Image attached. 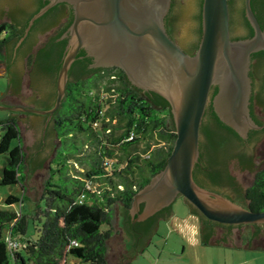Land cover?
I'll return each mask as SVG.
<instances>
[{
  "label": "trees",
  "instance_id": "trees-1",
  "mask_svg": "<svg viewBox=\"0 0 264 264\" xmlns=\"http://www.w3.org/2000/svg\"><path fill=\"white\" fill-rule=\"evenodd\" d=\"M47 2L31 0V12L21 17L17 12L22 7L15 10L17 6L8 12V19L0 23V31L4 33L0 39V54L5 60L9 61L13 49L25 42L30 18ZM202 2L199 0L195 15V32L199 39ZM251 4L264 29V0H251ZM55 7L51 6L37 17L29 29ZM229 9L232 31L237 23L245 20L244 0H229ZM180 15L181 10L173 0L166 15L168 32L173 33ZM246 22L245 29L250 36L253 28ZM58 35L52 36L48 42L50 45L59 43L62 51L65 42L64 39L57 41ZM53 48L49 47L44 53L42 63L53 59ZM185 48L191 50L194 46ZM80 53L69 69L72 72L77 67V72L72 80H68L61 105L52 114L53 130L61 146L49 166L51 173L40 198L42 203L39 202L38 209L33 211L29 208L28 212L23 211L24 204H20L22 211L18 219L16 211L0 210V264H11V260L15 264H71L74 259L78 264H109L107 247L116 232L118 217L131 241V247L128 248L135 253L142 251L148 243L144 241L145 230L149 241L161 215H169L173 211V205H169L142 221H134L130 214L135 192L165 167L173 148L177 134L169 101L156 91L134 85L120 67H87L90 58L84 57V49ZM261 53L264 54V50ZM64 55L58 57L57 65L56 62L48 65L52 75L60 70ZM31 59L30 56L29 63ZM216 91L215 86L213 94ZM0 125V153L5 154L0 184L20 183L24 188L26 153L18 117L13 114L4 117L0 119ZM257 132L252 130L250 136ZM201 133L200 155L193 177L199 185L208 188L219 182V172L210 170V166L223 165L225 160L233 157L235 154L228 151L230 143L243 142L244 138L218 117L212 102L206 108ZM142 140H145L147 147L140 152L137 148ZM150 141L156 143L154 148H150ZM160 142L161 145L158 144ZM89 146L90 149L87 148ZM69 157L87 162L88 169L81 175H68ZM243 161L244 164L249 163ZM6 201L11 204L22 202L25 196L10 194ZM185 201L192 213L199 217L203 244H228L236 238L244 247L264 249V244L260 245L264 223H221L209 219ZM242 201L240 204L253 210L264 209V166L255 171L254 179L245 189ZM143 206L141 203V208ZM29 217L37 219L39 223L35 236L27 233ZM221 226L229 228L228 231L216 235ZM246 226L250 229L241 230ZM7 227L8 234L5 233ZM234 228L240 232L239 238L233 237ZM136 239L142 241L138 247L134 245ZM73 240H77L78 245L73 244ZM10 241L16 245H10Z\"/></svg>",
  "mask_w": 264,
  "mask_h": 264
},
{
  "label": "water",
  "instance_id": "water-1",
  "mask_svg": "<svg viewBox=\"0 0 264 264\" xmlns=\"http://www.w3.org/2000/svg\"><path fill=\"white\" fill-rule=\"evenodd\" d=\"M172 1L48 0L32 15L26 32L37 17L58 2H68L74 9V18L64 34L68 37L67 50L58 73L53 106L43 109L10 105L35 102L26 77L18 96L8 82L7 91L0 100V110L18 113L27 159L24 182L28 185L32 171L43 170L44 161L59 145L53 130L44 129L43 114L51 117L61 105L71 64L78 51L84 49L93 58L94 66L122 68L134 85L158 92L171 105L177 136L165 167L135 192L130 207L134 221L147 219L181 197L211 220L226 224L264 223V209L246 207L199 185L193 177L200 155L201 125L210 102L218 117L242 138H247L250 129L263 127L251 115L252 78L249 72L252 53L264 50V29L251 0H244V7L253 34L238 38L233 36L230 27L229 0H203L201 36L195 53L190 54L168 32L166 15ZM0 4L11 9L18 6L17 10L19 6L31 7V0H0ZM7 19L0 11V23ZM215 86L217 91L213 94ZM41 89L48 91L49 82L43 83ZM263 137L264 132H261L246 142L230 143V153L247 155L251 159L243 164L231 157L229 166L233 174L232 160H237L241 169L254 170L260 164L262 159L255 157V147ZM247 156L243 160L248 161ZM234 176L241 188L246 189ZM225 191L234 194L229 189ZM188 209L191 215H196L189 205ZM117 219L116 232L107 247L108 263L130 264L140 251L132 253L128 248L129 237L120 225V218ZM159 219H164L169 228L176 229L186 240L197 231L174 221L173 211Z\"/></svg>",
  "mask_w": 264,
  "mask_h": 264
},
{
  "label": "rangeland",
  "instance_id": "rangeland-1",
  "mask_svg": "<svg viewBox=\"0 0 264 264\" xmlns=\"http://www.w3.org/2000/svg\"><path fill=\"white\" fill-rule=\"evenodd\" d=\"M181 15L179 17L177 26L174 28V35L184 45L190 46L192 42L197 39L195 28L197 25L195 15L198 11L199 0H175ZM245 32V28L237 23L232 30V34L240 35ZM4 33L0 31V39L3 38ZM1 59V55H0ZM8 88V77L0 74V100L5 95ZM15 115L17 118L18 113L14 111L0 110V119L9 115ZM116 120H113L115 122ZM20 127V121L18 120ZM21 130V129H20ZM2 128L0 125V134ZM54 135L59 140V145L55 151L44 161V168L41 172L32 171L28 185L24 184V188L21 184L3 185L0 184V210H14L16 211L18 219L21 216L20 204H24L23 211L28 212L29 208L33 211L38 209L40 198L44 189V185L48 180L51 170L49 168L52 160L58 154L60 145V139L53 130ZM16 141H13L15 144ZM150 148H154L156 143L150 141ZM161 145L162 143H158ZM147 144L145 140H142L138 144L140 152L146 149ZM88 149L91 146L87 147ZM26 153V152H25ZM85 153V152H84ZM87 153V151H86ZM81 156V155H80ZM255 157L264 159V137L257 141L255 147ZM27 160V159H26ZM25 160V166H26ZM5 163V154L0 153V176L1 169ZM68 175H81L88 169V164L85 161H75L73 157H69L68 161ZM261 163L254 169H241V166L237 160L231 161V167L234 174L242 182L245 188L251 185L255 171L259 168ZM261 167V166H260ZM22 170V169H21ZM26 171V167H25ZM25 171L23 172L25 175ZM25 176L23 177V179ZM14 194L19 197L25 196V201L8 203L6 198ZM43 205V204H42ZM173 208L175 217L180 220H187L188 204L181 198L178 197L173 202ZM15 222L12 221L10 226ZM159 226L157 231L154 232L151 242L147 243L142 251H140L131 261L130 264H264V249L260 247H244L239 239H234L227 243L219 244H197L191 245V237L186 240L179 236L176 229L169 228L168 223L164 219L158 220ZM36 224V225H35ZM39 225L37 219L28 218L27 233L28 235L35 236L36 226ZM250 229L249 226L243 227L241 230ZM233 237H236L238 232L237 228L233 229ZM9 232V227L6 228V234ZM260 245L264 244V233L261 235ZM71 264H78L75 259L70 262ZM11 264H15L11 260Z\"/></svg>",
  "mask_w": 264,
  "mask_h": 264
},
{
  "label": "flooded vegetation",
  "instance_id": "flooded-vegetation-1",
  "mask_svg": "<svg viewBox=\"0 0 264 264\" xmlns=\"http://www.w3.org/2000/svg\"><path fill=\"white\" fill-rule=\"evenodd\" d=\"M54 6L55 9L50 11L44 18L39 20L34 27L29 29L27 33L25 34V40L24 43H22L19 46H16L13 51L11 52V57L9 61L5 60L4 56L1 55L0 59V74L6 75L8 77V82L10 85V88H12L13 93L18 96L21 93L22 90V84L24 81V78H27L28 85L33 90V99L35 102L31 104H24V103H11L10 105H20L25 107H35V108H49L52 107L53 101L55 100L57 96V78H58V72H56V75H52L50 73V68L48 65H51L52 63L56 62V65L59 63L58 57H62L67 50V43H68V37L64 36L66 33L69 25L71 24L73 18H74V9L71 4L68 2H58ZM245 9V7H244ZM12 10L10 7H8L5 4H0V11L6 15L8 18V12ZM29 7L27 5L22 6V9L18 11V16H24L29 11ZM245 14V10H244ZM17 15V14H16ZM245 20L240 23L244 28H246L245 25H247L246 15L244 16ZM63 30V31H60ZM60 35H58V33ZM171 37L178 43L180 46L187 51L190 54L195 53L197 47H198V39L199 36L196 32L197 39L191 43V45L194 46L191 50H187L185 47L186 45L182 44L174 35V33L169 32ZM58 35L56 40H63L64 39V46L62 51L59 47V43H53V45H50V38L52 36ZM240 36H248V32L245 29V32L240 34ZM49 47H55L52 49L51 53L53 55V59H49V61H44L42 63V56L44 53L48 50ZM82 49L78 51V54L80 53ZM85 51V50H84ZM262 50L256 51L252 53L251 56V68H250V76L252 78V93H251V101H250V111L252 117L255 119L256 122L259 124H263V127L260 129H250L248 132L247 138H244L243 142L248 141L253 136L257 135L258 133L264 132V54L261 53ZM6 54V52L4 51ZM63 54V55H62ZM77 54V55H78ZM81 54V53H80ZM31 56V62L29 63V57ZM83 57V54L81 55ZM84 57L90 58L88 60L87 67L89 68H99L101 66H94L93 65V58L86 54ZM76 59V58H75ZM75 61V60H74ZM73 61V62H74ZM21 63H23V66H21ZM72 66V64H71ZM71 68V67H70ZM77 67H74L72 72H69V78L68 80H72L75 72H77ZM76 70V71H75ZM49 82V90L43 91L41 89V86L43 83ZM33 113V112H32ZM259 114H262L263 117L259 116ZM45 116L44 118V129H52L53 130V122L51 121L52 116L48 117V114H43ZM205 118V116H204ZM213 125V124H212ZM252 130H258L257 133H255L253 136H250ZM203 138V135L201 133V140ZM243 144V143H242ZM247 156V155H245ZM244 155L238 156L234 155L233 157H236L237 160L240 163L244 164V161L242 158L245 157ZM248 162L251 161V159L247 156ZM261 167L264 166V159L260 161ZM259 166L258 169L261 167ZM210 170L217 171L219 174V182L215 183V185L208 187V189L220 193L222 195H225L226 197H229L230 199H233L236 202L242 203L245 189H242L241 186L238 184L234 174L231 171V168L229 166V160H225V162L222 164H214L210 166ZM230 176V178L228 177ZM225 189H229L234 194L232 195L230 192L225 191ZM229 228L225 226H221L216 231V235H222L223 233H226ZM144 232V231H143ZM145 240L148 242L147 238V232L145 230L144 232ZM234 233V231H233ZM239 231L236 234V237L239 238ZM131 242V241H130ZM129 242V243H130ZM142 241H139V239L134 240V245L136 247L139 246V244ZM128 247H131L128 245Z\"/></svg>",
  "mask_w": 264,
  "mask_h": 264
},
{
  "label": "crops",
  "instance_id": "crops-1",
  "mask_svg": "<svg viewBox=\"0 0 264 264\" xmlns=\"http://www.w3.org/2000/svg\"><path fill=\"white\" fill-rule=\"evenodd\" d=\"M173 219L177 223H180L182 225L190 226V227L197 229V231L195 233H193V236H192V239L190 242L191 245L203 244L202 240H201V235H200V221H199V217L197 215H191L189 213V210H188L187 220L186 221L180 220V218L175 217V212H174V208H173ZM158 226H159V222L157 224L155 232L157 231ZM152 237H153V235L149 239L148 243L151 242Z\"/></svg>",
  "mask_w": 264,
  "mask_h": 264
},
{
  "label": "built area",
  "instance_id": "built-area-1",
  "mask_svg": "<svg viewBox=\"0 0 264 264\" xmlns=\"http://www.w3.org/2000/svg\"><path fill=\"white\" fill-rule=\"evenodd\" d=\"M72 242H73V244L78 245V241L77 240H73ZM9 243H10V245L11 244L12 245H16L15 242H12V241H10Z\"/></svg>",
  "mask_w": 264,
  "mask_h": 264
}]
</instances>
